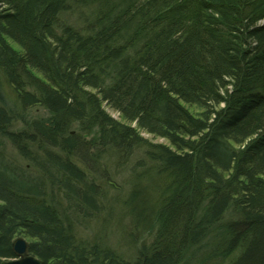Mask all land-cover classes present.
Instances as JSON below:
<instances>
[{
  "label": "trees",
  "instance_id": "1",
  "mask_svg": "<svg viewBox=\"0 0 264 264\" xmlns=\"http://www.w3.org/2000/svg\"><path fill=\"white\" fill-rule=\"evenodd\" d=\"M86 1L0 0V134L94 209L103 156L143 148L124 206L153 242L128 262L78 240L0 151V264L20 236L44 264H188L190 248L199 264H264V0H91L79 26L64 18Z\"/></svg>",
  "mask_w": 264,
  "mask_h": 264
},
{
  "label": "rangeland",
  "instance_id": "2",
  "mask_svg": "<svg viewBox=\"0 0 264 264\" xmlns=\"http://www.w3.org/2000/svg\"><path fill=\"white\" fill-rule=\"evenodd\" d=\"M84 3L88 4L85 5ZM84 3H78L76 6L74 5V8L72 7V9L65 14L64 18L73 24H78L83 17L86 21L92 16L91 13H94V11H90V8H88L91 5L90 3H92L91 0ZM3 85V90H5L4 93L6 95L8 93L10 96V93L8 92L9 90H6L8 87L7 82L4 81ZM9 96H7L8 99H10ZM43 114H45L43 109L39 108L31 110L29 114H27V120L29 121L28 118H40ZM25 127H27V123L15 122L12 129L19 130ZM142 134L151 142H163V139L156 138L146 132H143ZM0 151L5 157H7V159L18 163V165H28L27 158L20 154L17 146L9 140L6 133L0 134ZM140 160L149 165V162H147L144 156L143 148L141 147L134 148L132 154L126 158L115 159L111 156H103L101 164H105L106 162V165L108 164V166L102 171L103 173L99 170L94 171V176H98L97 180L99 182L98 183L94 180L97 189V192L93 193L97 205L96 209L88 207L81 202L78 204L73 198H64V193L58 191L61 189L60 184L56 183L54 184L55 186L49 185V178H47L49 177L48 175H44L43 177L36 174L37 171L35 170H38V168L35 167V169H33L28 165L30 169L25 167L27 170H24L23 172L26 176H34L41 180L45 193L42 198L44 201L46 200V203H52L50 201L51 195L55 197L57 196V205L60 211H62L60 215L62 218L64 217L66 219L67 224L70 223L73 228L72 231L75 233L78 240L88 242L89 245L90 243L95 242L101 247H109L123 258V260L134 262L137 258V250L141 244L143 242H146L147 244L153 242V235L149 233L142 234V232L138 231V229L132 225L124 206L125 199L134 187L138 175L144 172L141 167H137V162ZM87 175L85 181L88 183L90 182L89 179L91 180V177ZM143 181L144 180H142V182ZM80 189L85 190L86 186H80ZM70 218L71 221L69 220ZM18 238L23 237L20 236ZM194 252H196V248H190L189 252L184 256V259L188 264H199L201 262L199 252L196 258H194Z\"/></svg>",
  "mask_w": 264,
  "mask_h": 264
},
{
  "label": "water",
  "instance_id": "3",
  "mask_svg": "<svg viewBox=\"0 0 264 264\" xmlns=\"http://www.w3.org/2000/svg\"><path fill=\"white\" fill-rule=\"evenodd\" d=\"M12 247L18 258L3 261L1 264H44L42 260L29 254L28 242L25 239H16Z\"/></svg>",
  "mask_w": 264,
  "mask_h": 264
}]
</instances>
